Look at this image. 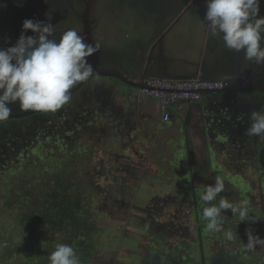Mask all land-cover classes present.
I'll return each instance as SVG.
<instances>
[{
	"label": "rangeland",
	"instance_id": "rangeland-1",
	"mask_svg": "<svg viewBox=\"0 0 264 264\" xmlns=\"http://www.w3.org/2000/svg\"><path fill=\"white\" fill-rule=\"evenodd\" d=\"M196 1L204 14L207 0ZM42 6L43 0H0V47L15 43L25 19L48 23L45 14H35ZM260 15L264 16V0ZM204 22L205 15L189 10L178 16H151L142 7L130 9L116 0H75L64 31L75 29L99 46L88 58L94 72L123 73L140 84L146 78L165 77L184 83L196 80L201 69L200 74L209 78H227L237 71L238 83L264 89V65L226 49L222 35L213 37ZM25 35L35 34L28 30ZM136 75L143 80L130 78ZM11 107V115L32 111L18 104ZM261 109L263 91L204 92L199 101L177 110V117L171 115L168 124H143L141 135L137 119H145L142 114L147 113L160 116L159 101L118 77L99 74L55 113L0 122V264H47L57 244L69 245L66 233L53 234L52 247L51 238L28 241L16 215L4 205L6 196L16 197V192L21 194L16 198H27L22 189L32 190L42 202L53 175L73 180L89 198L87 225L93 229L87 232V264H200L205 257L211 264L224 240L227 249L244 252L241 260L264 264V247L258 245L254 252L244 248L249 228L264 238V178L252 184L247 177V166L263 149L264 138L245 135L250 113ZM208 134L217 144L209 142ZM131 143L134 150L141 143L145 151L138 157L130 151ZM212 145L217 147L209 149ZM188 165L196 184L188 179ZM216 175L224 179L225 191L211 203L218 204L220 196L232 202L247 200L258 220L239 223L226 210L222 231L204 236L202 255L194 204L202 217L209 205L200 200L199 192L214 185ZM187 189H195L196 198ZM256 192L263 199L250 205ZM229 230L235 236L232 241L226 237Z\"/></svg>",
	"mask_w": 264,
	"mask_h": 264
},
{
	"label": "clouds",
	"instance_id": "clouds-1",
	"mask_svg": "<svg viewBox=\"0 0 264 264\" xmlns=\"http://www.w3.org/2000/svg\"><path fill=\"white\" fill-rule=\"evenodd\" d=\"M261 0H207L206 27L213 37L222 35L224 47L243 52L244 58L264 65V16L260 15ZM49 19V18H48ZM31 30L35 35L27 36ZM54 25L50 22L25 19L22 32L11 47H0V122L10 118L13 104L23 111L33 110L55 113L71 100L70 90L94 74L88 58L98 50V45L87 42L86 36L75 29L65 31L59 40L53 39ZM245 135L264 138V109L253 110L249 116ZM225 191V181L215 176L199 192L206 205L202 220L210 232H221L224 213L231 210L239 223L255 222L247 200L232 202L220 196L218 204L211 203ZM238 223V224H239ZM248 252L264 247V238L247 230ZM229 241L235 239L231 230L226 233ZM49 264H80L74 248L57 244L48 256Z\"/></svg>",
	"mask_w": 264,
	"mask_h": 264
},
{
	"label": "trees",
	"instance_id": "trees-1",
	"mask_svg": "<svg viewBox=\"0 0 264 264\" xmlns=\"http://www.w3.org/2000/svg\"><path fill=\"white\" fill-rule=\"evenodd\" d=\"M117 1L118 3L128 6L130 9L142 7L145 12L151 16H178L187 10L195 14L206 15L207 11V8H205L204 14L199 13L200 10L196 0H116V2ZM74 2L75 0H43L42 7L44 9V14L47 16V19L49 18L48 21L54 25L55 30L53 39L59 40L61 35L65 32L64 26L67 21V15L73 7ZM9 18L11 19V17ZM18 39L19 38H17V40L15 39L13 42L16 43ZM15 43L11 46H14ZM255 172L256 173L250 172L247 174L248 180H250L252 184L258 183L262 175L260 171ZM188 179L191 180V175ZM47 183V188L49 189L45 191L44 197L41 198L43 200L42 202L37 199V195L34 194L32 190L22 189L27 198H24L23 195L20 196V198H16L21 195L16 192V197L15 195L6 196V203L4 205L8 211L16 215L17 225L28 241L36 242L40 237H45L46 239L51 238L52 243L50 245L52 247L53 243L55 244V240L52 238L53 234L66 233L69 236L64 238V241L69 243L75 250L78 248L82 249L77 256L80 260V264H87L91 256L89 251L86 252V246L89 240L87 239V232H91L90 230L93 229V226L87 225V216L90 211L89 198L82 191L83 188L81 186L65 176L53 175ZM23 187L24 186H22V188ZM187 191L195 197V189H187ZM256 194L257 196L255 198H250V205L259 204L261 199H263L261 194L258 192H256ZM194 209L196 214L197 236L199 239L198 245L200 252L204 255V236H206L209 231L206 229V222L202 220L197 210V204H194ZM68 229L70 230L68 231ZM161 239L164 238L161 237ZM46 241L49 242V240ZM222 244L219 251L212 255L211 264H248L246 261L241 260V253L244 252L240 253L238 252L239 250L235 252L227 249L224 247L228 245L226 244V240H224ZM244 255L246 258L247 254ZM205 258H203L200 264H206ZM45 260L46 263L49 264L48 257Z\"/></svg>",
	"mask_w": 264,
	"mask_h": 264
},
{
	"label": "built area",
	"instance_id": "built-area-1",
	"mask_svg": "<svg viewBox=\"0 0 264 264\" xmlns=\"http://www.w3.org/2000/svg\"><path fill=\"white\" fill-rule=\"evenodd\" d=\"M146 87L140 90L144 96L157 99L164 123L171 119L172 108L182 101L179 109L186 103L199 101L204 92H223L228 88V83L218 80H191L184 83L171 81L167 78L150 80L145 83Z\"/></svg>",
	"mask_w": 264,
	"mask_h": 264
},
{
	"label": "flooded vegetation",
	"instance_id": "flooded-vegetation-1",
	"mask_svg": "<svg viewBox=\"0 0 264 264\" xmlns=\"http://www.w3.org/2000/svg\"><path fill=\"white\" fill-rule=\"evenodd\" d=\"M94 73H96V72H94ZM121 76H123V77H125V78H127L128 80H129V77H127L126 75H124L123 73H119ZM138 78H137V77ZM136 76H134V77H130V78H134V79H140L139 77L140 76H138V75H136ZM133 82V81H132ZM126 83V82H125ZM133 83H135V82H133ZM127 84V83H126ZM127 85H129V84H127ZM83 86V85H82ZM81 86V87H82ZM131 86V85H130ZM80 87V88H81ZM79 88V89H80ZM245 89V90H244ZM263 91L264 92V89H262V88H242V89H236V90H233L234 92H240V91ZM231 91H232V89H231ZM160 109V108H159ZM105 109L104 108H102V111H104ZM173 112V111H172ZM142 115H144V118L145 119H143V120H141V119H137V122H138V126H136L137 127V129H138V131L140 132V134L142 135L143 133L139 130V128L140 127H144V125L143 124H147V123H149L150 122V124L152 125V124H154V125H157L158 123H159V125H163V124H168L170 121H171V119H172V116H171V119L169 120V122L168 123H164L163 121H161L162 119V115H161V111H160V116H161V118H160V116H156L155 117V115H151L150 113H147V114H142ZM148 116V117H147ZM176 117V116H175ZM186 127V126H185ZM187 128V127H186ZM186 137H187V133H186ZM146 138V137H145ZM147 139V138H146ZM187 139V138H186ZM148 140V139H147ZM149 143V142H148ZM263 143H264V141H263ZM150 144V143H149ZM138 145H139V148L138 149H140V150H134V146L135 145H133L132 143L130 144V151L132 152V153H136L135 155H138V157H139V154L140 153H142L143 151H145V148H144V146L141 144V143H138ZM142 149V150H141ZM150 149V148H149ZM146 150H147V148H146ZM180 149H178L177 150V152H180L179 151ZM257 150V149H256ZM187 154H188V151H187ZM254 155H257V152L256 153H253ZM188 157L190 158V156L188 155ZM257 157H258V160H257ZM257 157L255 158V159H252V161L251 162H249L250 164L247 166L248 168H247V172L248 173H256L255 171H260L261 172V176L264 178V145H263V149H261V151H260V149H259V153H258V155H257ZM130 160V159H129ZM129 160H127V161H129ZM130 162V164L131 165H135V163H133V161H129ZM255 164H258V168H256L255 166ZM259 165H260V168H259ZM251 167V168H250ZM190 174L191 175V178H193V176H195V173H193L192 172V167H191V165L189 166L188 165V167L186 168V174ZM259 176H260V173H259ZM261 176H260V178H261ZM185 178V177H184ZM260 180V179H259Z\"/></svg>",
	"mask_w": 264,
	"mask_h": 264
},
{
	"label": "crops",
	"instance_id": "crops-1",
	"mask_svg": "<svg viewBox=\"0 0 264 264\" xmlns=\"http://www.w3.org/2000/svg\"><path fill=\"white\" fill-rule=\"evenodd\" d=\"M42 9H38V8H36L37 9V11H36V13L35 14H44V9H43V7H41ZM35 9V8H34ZM34 9H32V10H34ZM177 44H180V45H182L183 46V44H181V43H177ZM149 52H150V50H149ZM238 68H236V70H237ZM202 70V69H201ZM201 70L198 72V74H197V79H203V80H218V81H225V80H227V81H229V83L227 82V81H225V82H227L228 83V88H227V92H225V93H228V92H234V91H231V89L232 90H236L235 88H239V89H242V88H247L246 86H244V85H242L241 83H238V76H237V71L236 72H234L233 73V75H229V76H227V78L226 77H217V78H209V77H207V76H205V75H202V74H200V72H201ZM165 73V75L164 76H166V74H168V70L167 71H164ZM138 78V77H137ZM140 79H142L143 80V77H139ZM166 78V77H165ZM222 78H225V79H222ZM168 79V78H167ZM136 80H138V79H136ZM151 79H144V81H150ZM170 80V79H169ZM146 82H142L143 84H145ZM232 86V87H231ZM231 87V88H230ZM224 92V91H223ZM179 111V108L177 107L175 110H173V112H172V114L171 115H173V116H176L177 117V114H178V111ZM148 117V116H147ZM160 118H161V116H160ZM162 119V118H161ZM161 121H163V120H161ZM183 122H179L182 126H184V124H185V121L184 120H182ZM191 122V121H190ZM190 125H191V123H189ZM208 126V125H207ZM207 129V128H206ZM208 138H209V142L211 141V139L213 138V137H210L209 136V134H208ZM211 142H213V143H215V144H217V139L216 140H214V141H211ZM222 146H223V144H221ZM212 147H213V149H214V147L216 148L217 146H213L212 145ZM209 149H211V147L209 148ZM220 150H221V146H220ZM219 150V151H220ZM191 181H192V183H194V184H196L195 183V181H196V174H195V176H193V178H191ZM185 182V181H184Z\"/></svg>",
	"mask_w": 264,
	"mask_h": 264
},
{
	"label": "water",
	"instance_id": "water-1",
	"mask_svg": "<svg viewBox=\"0 0 264 264\" xmlns=\"http://www.w3.org/2000/svg\"><path fill=\"white\" fill-rule=\"evenodd\" d=\"M99 74H105V75H112V76H115V77H118L120 78L121 80L125 81L127 84L129 85H133V86H136V87H139L140 90L145 88L146 85L143 84V83H133L131 80H128L127 78L121 76L120 74H117V73H102V72H96L93 74L92 77L96 76V75H99ZM90 77V78H92ZM89 78V79H90ZM88 79V80H89ZM88 80H85L83 82H80L78 83L73 89L70 90V94L73 95L85 82H87ZM228 90L226 89L224 92H227ZM233 91V90H232ZM35 113H38V111H29V112H26V113H22V114H14V115H11L9 119H12V118H20V117H26V116H29V115H33Z\"/></svg>",
	"mask_w": 264,
	"mask_h": 264
}]
</instances>
